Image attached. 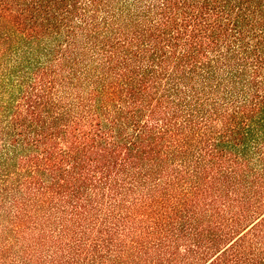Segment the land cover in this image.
<instances>
[{
    "label": "trees",
    "instance_id": "1",
    "mask_svg": "<svg viewBox=\"0 0 264 264\" xmlns=\"http://www.w3.org/2000/svg\"><path fill=\"white\" fill-rule=\"evenodd\" d=\"M0 264H264V0H0Z\"/></svg>",
    "mask_w": 264,
    "mask_h": 264
}]
</instances>
